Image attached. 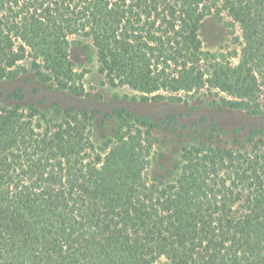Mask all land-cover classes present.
I'll list each match as a JSON object with an SVG mask.
<instances>
[{
    "label": "trees",
    "instance_id": "1",
    "mask_svg": "<svg viewBox=\"0 0 264 264\" xmlns=\"http://www.w3.org/2000/svg\"><path fill=\"white\" fill-rule=\"evenodd\" d=\"M208 18L225 19L229 47L204 48ZM73 36L90 42L105 82L143 100L263 108L264 0H0V80L81 94ZM3 97L0 264H264V123L183 126L165 178L151 161L175 113L116 107L99 144L94 109L55 104L51 119L21 87Z\"/></svg>",
    "mask_w": 264,
    "mask_h": 264
},
{
    "label": "rangeland",
    "instance_id": "2",
    "mask_svg": "<svg viewBox=\"0 0 264 264\" xmlns=\"http://www.w3.org/2000/svg\"><path fill=\"white\" fill-rule=\"evenodd\" d=\"M230 33L231 30L225 19L208 18L201 26L200 38L205 49L222 50L231 45ZM69 54L75 70L82 73L83 92L81 94L48 89L36 84L35 81H26L23 77H17L0 80V101L8 103L3 97L4 93L15 87H21L25 92L24 101L37 105L40 111L51 119L58 118L55 113V104L75 109H94L97 114L92 133L95 142L99 144L104 141V136L109 135L114 125V119L106 114L111 113L116 107L129 109L138 115L149 116L154 121L164 118L169 113H175L178 118L176 128L173 125L160 124L156 129L158 140L154 146L156 150L151 161L152 171L165 178H168L167 170L176 159L179 141L188 129L183 126L197 124L202 128L216 123L228 131L232 127H251L264 123V101L261 112L258 115H250L244 110L220 109L215 106L211 97L205 94L193 96L188 103L143 100L136 91L126 86H111L105 82L97 70L94 50L87 39L73 36L69 42ZM34 87L38 89L35 92ZM244 133V130H240L238 136ZM232 136L229 132L226 138L230 139ZM156 264L171 263L161 256Z\"/></svg>",
    "mask_w": 264,
    "mask_h": 264
}]
</instances>
